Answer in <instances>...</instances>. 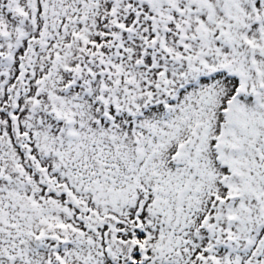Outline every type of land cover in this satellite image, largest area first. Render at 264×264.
I'll return each mask as SVG.
<instances>
[{"label":"snow or ice","instance_id":"6c2138e0","mask_svg":"<svg viewBox=\"0 0 264 264\" xmlns=\"http://www.w3.org/2000/svg\"><path fill=\"white\" fill-rule=\"evenodd\" d=\"M0 264H264V0H0Z\"/></svg>","mask_w":264,"mask_h":264}]
</instances>
